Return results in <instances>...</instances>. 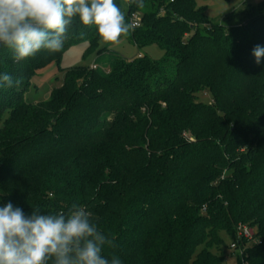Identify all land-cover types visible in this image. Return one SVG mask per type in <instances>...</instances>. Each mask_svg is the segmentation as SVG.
I'll use <instances>...</instances> for the list:
<instances>
[{"label":"trees","instance_id":"1","mask_svg":"<svg viewBox=\"0 0 264 264\" xmlns=\"http://www.w3.org/2000/svg\"><path fill=\"white\" fill-rule=\"evenodd\" d=\"M142 2L115 0L129 24L140 16L134 45L164 57L111 52L97 68H68L46 101L25 98L32 75L69 46L99 49L95 26L75 20L54 54L16 61L0 47L14 82L0 86V206L67 215L78 203L122 264H223L221 233L238 243V264H264V58L253 55L264 0L222 22L196 0ZM239 224L256 231L247 247Z\"/></svg>","mask_w":264,"mask_h":264},{"label":"clouds","instance_id":"2","mask_svg":"<svg viewBox=\"0 0 264 264\" xmlns=\"http://www.w3.org/2000/svg\"><path fill=\"white\" fill-rule=\"evenodd\" d=\"M130 2L143 7L142 0ZM77 19L84 26H95L109 44H118L132 30L115 0H0V47L16 61L42 50L58 53ZM253 55L259 64L264 46H255ZM13 83L10 74H0V86ZM105 245L115 246L78 203L67 215L42 214L39 207L26 215L11 202L0 206V264H122L118 256L104 255Z\"/></svg>","mask_w":264,"mask_h":264},{"label":"rangeland","instance_id":"3","mask_svg":"<svg viewBox=\"0 0 264 264\" xmlns=\"http://www.w3.org/2000/svg\"><path fill=\"white\" fill-rule=\"evenodd\" d=\"M244 1L246 0H196V4L198 7L204 8V14L208 19L222 22L226 12L239 8ZM247 1L257 4L262 0ZM122 2L126 8V0H122ZM98 48L106 49V52L99 53V49L89 50L87 42L69 46L59 63L52 61L34 72L30 80L31 86L25 92V98L33 102L49 100L53 89L62 85L68 68L75 66L92 67L96 65L98 59L106 57L111 52L118 53L127 59H136L145 55L152 59L160 60L165 54L156 44H151L139 50L132 42L129 34L122 36L118 44H109L101 39ZM199 96L205 103L212 102V94L209 90L201 92ZM221 235L225 241L223 246L225 256L223 264H238V254L241 255V249L232 247L233 242L229 235L225 233H221ZM251 242H244L245 247L250 245Z\"/></svg>","mask_w":264,"mask_h":264},{"label":"built area","instance_id":"4","mask_svg":"<svg viewBox=\"0 0 264 264\" xmlns=\"http://www.w3.org/2000/svg\"><path fill=\"white\" fill-rule=\"evenodd\" d=\"M131 25L132 27L140 26V16L138 13H134L131 15ZM93 67L97 68L96 65H94ZM255 233V229L246 224H239L237 227V237L239 239H247L252 241L254 240ZM237 245L238 243H233L232 247L235 249Z\"/></svg>","mask_w":264,"mask_h":264}]
</instances>
